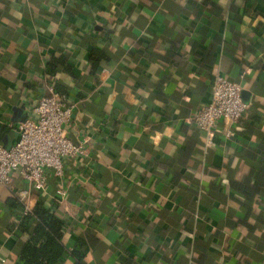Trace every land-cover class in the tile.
Segmentation results:
<instances>
[{
  "label": "crops",
  "instance_id": "1",
  "mask_svg": "<svg viewBox=\"0 0 264 264\" xmlns=\"http://www.w3.org/2000/svg\"><path fill=\"white\" fill-rule=\"evenodd\" d=\"M216 74L249 108L210 139L194 117ZM53 77L95 158L24 200L18 174L0 185V264L41 201L66 221L62 264H264V0H0V145Z\"/></svg>",
  "mask_w": 264,
  "mask_h": 264
},
{
  "label": "built area",
  "instance_id": "2",
  "mask_svg": "<svg viewBox=\"0 0 264 264\" xmlns=\"http://www.w3.org/2000/svg\"><path fill=\"white\" fill-rule=\"evenodd\" d=\"M53 77L48 84V95L29 101L28 117L15 125L16 141L10 146L0 145V185L12 186L15 174L30 185L20 192L24 200L31 191L42 193L51 177L63 180L71 162L92 161L95 152L84 130H77V142L70 131L75 127L74 115L78 103L56 88ZM249 104L243 97V86L238 80L216 74L212 84L211 100L202 105L194 121L213 139L221 123L226 124V135L234 136ZM59 194L64 195L61 189Z\"/></svg>",
  "mask_w": 264,
  "mask_h": 264
},
{
  "label": "trees",
  "instance_id": "3",
  "mask_svg": "<svg viewBox=\"0 0 264 264\" xmlns=\"http://www.w3.org/2000/svg\"><path fill=\"white\" fill-rule=\"evenodd\" d=\"M91 61L93 73L96 74L100 72L99 70L106 63L110 62V58L106 53H100L92 57ZM83 94L85 93L83 92ZM81 161L83 160L73 161L70 164ZM26 218L27 224L21 225L25 228L24 230L28 234V237L21 244L17 264H62L63 259L67 255V249L62 241L66 221L60 213L57 211L52 212L41 201L38 203L35 213L27 215ZM80 242L84 243L83 240ZM72 255L75 257L74 264H82L79 251H74Z\"/></svg>",
  "mask_w": 264,
  "mask_h": 264
},
{
  "label": "water",
  "instance_id": "4",
  "mask_svg": "<svg viewBox=\"0 0 264 264\" xmlns=\"http://www.w3.org/2000/svg\"><path fill=\"white\" fill-rule=\"evenodd\" d=\"M243 97H244V99H245V92H244V91H243ZM16 110L19 111V110H21V109L16 108ZM27 117H28V112H27V111H24V112H23V117L21 118L22 121L26 120ZM73 132L77 133V131H75V130H73L72 133H73ZM75 133H74V134H75ZM70 136H71V138H72L75 142H77V138H76L73 134L70 133ZM6 147H10V146H6Z\"/></svg>",
  "mask_w": 264,
  "mask_h": 264
}]
</instances>
